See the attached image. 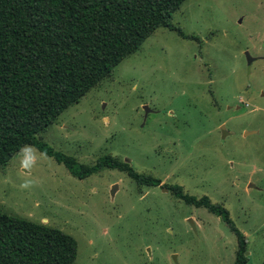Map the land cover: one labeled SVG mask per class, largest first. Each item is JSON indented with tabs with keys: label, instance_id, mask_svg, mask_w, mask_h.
Masks as SVG:
<instances>
[{
	"label": "rangeland",
	"instance_id": "obj_1",
	"mask_svg": "<svg viewBox=\"0 0 264 264\" xmlns=\"http://www.w3.org/2000/svg\"><path fill=\"white\" fill-rule=\"evenodd\" d=\"M170 22L38 135L158 185L109 167L78 178L32 145L0 168V211L70 234L74 264H233L235 234L175 185L226 207L246 264H264V0H184Z\"/></svg>",
	"mask_w": 264,
	"mask_h": 264
},
{
	"label": "trees",
	"instance_id": "obj_2",
	"mask_svg": "<svg viewBox=\"0 0 264 264\" xmlns=\"http://www.w3.org/2000/svg\"><path fill=\"white\" fill-rule=\"evenodd\" d=\"M184 0H0V168L23 146L53 157L75 177L116 168L137 183L159 179L104 155L92 165L38 137L125 57L137 51ZM180 34H183L179 29ZM185 203L220 216L235 234L233 264H246L247 240L226 207L170 187ZM77 242L56 227L0 211V264H74Z\"/></svg>",
	"mask_w": 264,
	"mask_h": 264
},
{
	"label": "clouds",
	"instance_id": "obj_3",
	"mask_svg": "<svg viewBox=\"0 0 264 264\" xmlns=\"http://www.w3.org/2000/svg\"><path fill=\"white\" fill-rule=\"evenodd\" d=\"M33 181L31 180H26L22 185L21 187L22 188H27V187H30L32 185Z\"/></svg>",
	"mask_w": 264,
	"mask_h": 264
},
{
	"label": "water",
	"instance_id": "obj_4",
	"mask_svg": "<svg viewBox=\"0 0 264 264\" xmlns=\"http://www.w3.org/2000/svg\"><path fill=\"white\" fill-rule=\"evenodd\" d=\"M144 110H145V116L147 115V112L149 111V108L147 106H144ZM116 185L114 184L112 187H111V192H113V190L115 189Z\"/></svg>",
	"mask_w": 264,
	"mask_h": 264
}]
</instances>
